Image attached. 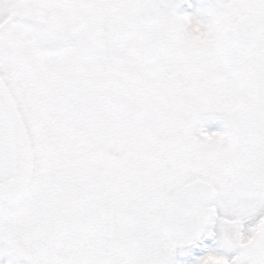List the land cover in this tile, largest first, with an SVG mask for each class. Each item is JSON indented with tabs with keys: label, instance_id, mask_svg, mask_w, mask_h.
<instances>
[{
	"label": "snow or ice",
	"instance_id": "snow-or-ice-1",
	"mask_svg": "<svg viewBox=\"0 0 264 264\" xmlns=\"http://www.w3.org/2000/svg\"><path fill=\"white\" fill-rule=\"evenodd\" d=\"M209 3L0 0V264H264V0Z\"/></svg>",
	"mask_w": 264,
	"mask_h": 264
},
{
	"label": "rangeland",
	"instance_id": "rangeland-1",
	"mask_svg": "<svg viewBox=\"0 0 264 264\" xmlns=\"http://www.w3.org/2000/svg\"><path fill=\"white\" fill-rule=\"evenodd\" d=\"M195 5V10L190 15H197V18L202 21H210V3L209 0H192ZM210 131H223V125L217 121L213 120L208 124Z\"/></svg>",
	"mask_w": 264,
	"mask_h": 264
}]
</instances>
